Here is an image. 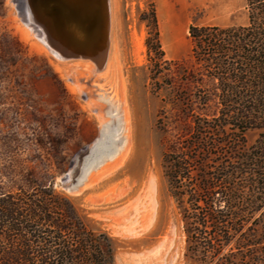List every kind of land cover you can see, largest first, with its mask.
I'll list each match as a JSON object with an SVG mask.
<instances>
[{"label":"rangeland","instance_id":"1","mask_svg":"<svg viewBox=\"0 0 264 264\" xmlns=\"http://www.w3.org/2000/svg\"><path fill=\"white\" fill-rule=\"evenodd\" d=\"M233 1V9H215L211 0L189 10L182 33L157 23L164 53L158 62L145 45L154 0H100L104 64L98 69L87 59L49 53L19 13L35 10L36 0H0V192L52 186L90 228L111 237L112 264H250L242 254L264 251V215L241 217L236 232L223 228L210 242L218 254H204L196 235L186 233L164 176V157L217 111L215 82L191 56L188 27L245 26V0ZM85 5L66 0L67 28L80 23ZM96 9H89L90 18ZM258 133H243L245 148ZM227 134L211 137L241 141ZM229 148L213 149L218 154L208 165L228 161ZM202 231L205 238L212 232Z\"/></svg>","mask_w":264,"mask_h":264},{"label":"trees","instance_id":"2","mask_svg":"<svg viewBox=\"0 0 264 264\" xmlns=\"http://www.w3.org/2000/svg\"><path fill=\"white\" fill-rule=\"evenodd\" d=\"M149 6L145 45L159 62L164 53L155 7ZM244 7L245 26L189 25L191 56L215 82L217 111L207 125L196 124L190 141L164 157L168 190L186 220V233L196 235L194 243L204 254H218L210 242L222 237L223 228L236 232L241 217L264 215V0H245ZM250 129L259 133L245 148L242 135ZM227 130L241 141L211 137H227ZM227 145L228 161L209 166L218 154L211 151ZM202 229L212 231L208 238ZM113 252L111 237L90 228L52 186L0 192V264H112ZM242 258L264 264V251H244Z\"/></svg>","mask_w":264,"mask_h":264},{"label":"bare ground","instance_id":"3","mask_svg":"<svg viewBox=\"0 0 264 264\" xmlns=\"http://www.w3.org/2000/svg\"><path fill=\"white\" fill-rule=\"evenodd\" d=\"M94 1L85 0L87 8L81 7L82 11L79 15L81 21L74 23L76 27L73 24L67 28L64 24L63 6L66 0H36L35 10L25 6L20 9L19 13L26 26L56 59H87L100 69L104 64L103 25L98 10L100 0ZM95 3L96 6H94ZM95 8L98 11L92 17L94 20L91 18V22H85V17L89 16L87 14L89 9L94 10Z\"/></svg>","mask_w":264,"mask_h":264},{"label":"crops","instance_id":"4","mask_svg":"<svg viewBox=\"0 0 264 264\" xmlns=\"http://www.w3.org/2000/svg\"><path fill=\"white\" fill-rule=\"evenodd\" d=\"M211 0H154L156 8V19L159 25H168L178 28V32L182 33L183 27L189 24V10H196L203 4L210 6ZM240 4L244 0H239ZM233 0H217L214 5L215 9H233ZM170 10L166 13L161 10Z\"/></svg>","mask_w":264,"mask_h":264},{"label":"water","instance_id":"5","mask_svg":"<svg viewBox=\"0 0 264 264\" xmlns=\"http://www.w3.org/2000/svg\"><path fill=\"white\" fill-rule=\"evenodd\" d=\"M94 20V18H92ZM92 19L88 16V17H85L84 21L85 22H91ZM101 21H102V25H103V20H102V16H101ZM102 40H103V35H102Z\"/></svg>","mask_w":264,"mask_h":264}]
</instances>
